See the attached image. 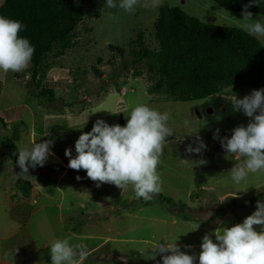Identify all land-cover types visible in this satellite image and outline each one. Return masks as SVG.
Returning a JSON list of instances; mask_svg holds the SVG:
<instances>
[{
	"label": "rangeland",
	"instance_id": "1",
	"mask_svg": "<svg viewBox=\"0 0 264 264\" xmlns=\"http://www.w3.org/2000/svg\"><path fill=\"white\" fill-rule=\"evenodd\" d=\"M106 2L86 1L84 19L75 29L77 44L50 59L51 66L37 76L40 83L27 86L30 66L18 73L0 70V117L6 123H0V140L11 141L15 135L18 153L33 142L54 141V155L43 167H36L45 170L41 176L17 175L14 162L0 151V264H51V243L69 236L74 243L88 245L90 255L83 264H162L160 255L152 259L160 242L177 241L182 251L198 254L205 234L242 223L251 215L237 217L225 209L206 223L184 220L170 214L163 201L137 199L131 186L123 191L113 184L97 187L91 179V185L76 179L74 171L89 180L85 170L68 168L65 150L71 148L74 157L75 142L98 119L125 126L126 116L140 103L172 117L169 125L174 135L168 138L158 166L163 182L159 194L185 202L198 209V216L206 217L208 204L228 208L232 200L264 193V172L249 174L239 185L233 183L229 171L243 158L216 152L218 139L214 138L217 129L220 137L223 132L232 135L234 128L249 123L243 112L233 111L230 101L252 91L233 85L190 101L174 100L164 90L149 93L154 79L132 63L129 49L136 46L133 39L139 31L148 47H158L153 21L159 7L138 6L128 13L119 7L110 9ZM163 4L178 6L205 23L241 28L243 12L222 8L213 0H162ZM253 19L264 23V15L253 13ZM256 38L264 45V37ZM110 44L122 46V55L109 49ZM46 86L54 91L51 101L38 95ZM197 136L207 147L190 154L186 148L197 146ZM181 159L188 161L181 163ZM201 159L205 163L196 162ZM19 177L31 181L28 194L19 190Z\"/></svg>",
	"mask_w": 264,
	"mask_h": 264
},
{
	"label": "clouds",
	"instance_id": "2",
	"mask_svg": "<svg viewBox=\"0 0 264 264\" xmlns=\"http://www.w3.org/2000/svg\"><path fill=\"white\" fill-rule=\"evenodd\" d=\"M161 2L119 0L117 4L116 0H107L106 6L132 13L138 6L158 8ZM252 4H258L257 0H250L244 6L240 27L253 37H264V23L253 19V13L248 10ZM25 28L22 21L0 15V70L5 73L24 72L31 64L35 47L28 38L20 35ZM230 102L233 111L243 112L250 121L246 126L234 128L230 138H220L217 129L214 138L220 139L227 154L238 160L243 158L229 171L233 183L239 185L247 181L249 174L264 172V88L253 90L243 99L235 95ZM126 117L125 126L109 125L98 119L90 132H83L75 142L76 155L73 157L71 148L65 150V156L69 157L68 168L85 170L87 178L96 182L97 187L109 183L124 191L131 186L137 199L149 202L162 190L158 166L163 163L168 138L174 135V129L169 125L171 113L140 103ZM197 142L196 147L189 144L186 151L199 154L206 149L207 145L198 136ZM53 143L48 139L33 142L31 147H22L17 162L21 171L17 175L26 177L30 175L29 167H43L54 155L51 151ZM187 161L181 159V163ZM196 162L205 163L203 159ZM184 247L192 248L191 245ZM200 247L198 254H189L181 250L177 241H163L156 246L152 259L160 255L162 264H197V261L198 264H264V201L258 200L257 210L242 223L205 234ZM89 255L88 245L83 241L74 243L70 236L57 238L50 246L51 264H83Z\"/></svg>",
	"mask_w": 264,
	"mask_h": 264
},
{
	"label": "trees",
	"instance_id": "3",
	"mask_svg": "<svg viewBox=\"0 0 264 264\" xmlns=\"http://www.w3.org/2000/svg\"><path fill=\"white\" fill-rule=\"evenodd\" d=\"M86 1L3 0L0 4V15L22 21L26 28L20 35L28 38L35 47L28 69L31 81L27 86L40 83L37 76L51 66L50 59L63 55L67 49L77 44L75 29L84 19ZM213 1L222 8L235 12H243L244 6L250 2ZM257 3L252 4L248 10L264 15V0H257ZM153 28L158 47H148L143 32L139 31L133 39L136 46L129 49L132 63L139 64L154 79V83L147 89L149 93L164 90L174 100L190 101L221 93L227 86H240L251 91L264 88V45L242 28L205 23L178 6L167 4L158 8ZM108 47L120 55L124 52L122 46L110 44ZM38 95L51 101L54 91L46 86ZM0 123L6 125L1 117ZM225 136L231 137L228 132H223L220 138ZM13 137L15 135L11 141L9 137L0 140V151L14 162V170L20 173L18 150L13 142L16 137ZM217 143L216 152H219L223 150L220 139ZM29 172L38 176L45 174V170L31 167ZM74 175L81 177L79 180L82 182L92 184L83 174L74 171ZM17 180L20 183L19 190L28 194L31 181L21 177ZM153 199L163 201L172 215L206 223L226 212L225 209L237 217L252 214L257 210V201H264V193L258 191L240 202L232 200L227 205L228 208L208 204L204 210L208 213L206 217L198 216L197 208H191L182 201L176 202L171 197L158 194Z\"/></svg>",
	"mask_w": 264,
	"mask_h": 264
},
{
	"label": "water",
	"instance_id": "4",
	"mask_svg": "<svg viewBox=\"0 0 264 264\" xmlns=\"http://www.w3.org/2000/svg\"><path fill=\"white\" fill-rule=\"evenodd\" d=\"M220 152H226V151L223 149V151H220Z\"/></svg>",
	"mask_w": 264,
	"mask_h": 264
},
{
	"label": "crops",
	"instance_id": "5",
	"mask_svg": "<svg viewBox=\"0 0 264 264\" xmlns=\"http://www.w3.org/2000/svg\"><path fill=\"white\" fill-rule=\"evenodd\" d=\"M5 121V120H4Z\"/></svg>",
	"mask_w": 264,
	"mask_h": 264
}]
</instances>
